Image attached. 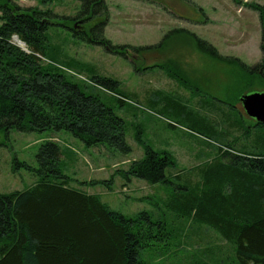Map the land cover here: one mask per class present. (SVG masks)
<instances>
[{"label":"trees","instance_id":"1","mask_svg":"<svg viewBox=\"0 0 264 264\" xmlns=\"http://www.w3.org/2000/svg\"><path fill=\"white\" fill-rule=\"evenodd\" d=\"M81 2L75 17H60L63 25L66 21L70 24L72 36L126 54L125 45L113 44L104 35L107 20L96 16L107 12L106 1ZM248 5L260 14L263 57L252 68L241 65L250 77L244 89L264 86V4ZM47 16H53L51 9L0 0V134L8 136L13 128L66 130L88 146L107 144L129 152L126 120L103 93H110L124 106L127 95L119 88L120 82L93 72L90 84L70 74L69 70L81 72L74 69L78 68L77 60L64 59L62 56L68 54L51 44ZM15 35L26 42L29 51L13 41ZM187 35L204 52L217 54L203 39ZM157 45L167 50L166 40ZM134 49L140 52L142 47ZM156 67L176 68L172 74L179 69L163 63ZM255 68L261 70L259 81L253 79ZM198 91L200 106H206L214 116L203 114L194 122L190 120L191 106L184 107L183 115L191 121L190 128L218 142V156L199 167L198 181L186 178L178 184L166 205L176 213V219L213 228L233 246V253L220 259V264H264V124L246 120L235 101L226 103L217 98L215 102ZM142 134L139 128L136 139L144 146V157L119 172L127 179L172 182L167 170L176 168L174 156L168 150H155ZM61 156L60 144L50 139L39 147L37 166L15 158L14 171L24 168L38 179L24 190L0 192V264H154V257L168 256L185 246L183 240L176 239L180 232L185 235L186 225H171L164 217L154 219L148 210L129 216L112 209L100 195L71 187L70 176L61 169ZM177 176L181 178L180 173ZM113 180L81 183H102L111 188ZM151 250L156 251L151 255ZM200 261L210 264L208 257Z\"/></svg>","mask_w":264,"mask_h":264},{"label":"rangeland","instance_id":"2","mask_svg":"<svg viewBox=\"0 0 264 264\" xmlns=\"http://www.w3.org/2000/svg\"><path fill=\"white\" fill-rule=\"evenodd\" d=\"M105 1L108 13L102 11L96 16L107 20L103 25L104 35L113 44L125 45L126 54L111 52L102 45L72 36L70 24L66 21L63 25L60 17H75L82 8L81 0H17L24 6L53 11V16H47L50 42L68 54L62 56L64 59L77 60L78 68L74 69L81 71L69 70L70 74L90 84H93V72L120 82L119 88L127 95L124 106H119L110 93L102 92L116 113L126 120V142L131 150L125 153L107 144L88 146L66 130L13 128L8 136L0 134V142L4 143L0 146V192L24 190L37 181L38 177L24 168L13 170L15 158L37 166L36 154L41 143L51 139L62 148L61 169L70 176L71 187L98 194L112 209L129 216L148 210L154 219L164 217L171 225L182 228L186 225L185 235L180 232L176 239L183 240L185 246L168 256L154 257V264H201V257H208L210 264H220V259L233 253V246L213 228L176 219V213L166 204L178 184L186 178L198 181L199 166L218 156V142L190 128L193 127L191 121L183 115L184 107L191 106L190 120L194 122L205 113L214 116L213 111L200 106L198 90L207 93L209 98L218 96L225 101H235L244 118L251 119L237 98L243 93L264 89L263 85V88L255 85L244 89L250 77L248 71L241 68V65L252 68L263 57L260 14L248 4H264V0ZM187 34L203 39L217 49V54L204 52ZM17 38L22 40L15 35V43ZM163 40L168 44L167 50L157 45ZM134 47L142 49L137 52ZM158 63L178 67V73L172 74L176 68L156 67ZM255 71L253 79L259 81L261 70L255 68L252 72ZM139 128L155 150H168L174 156L176 168L167 170L172 182L152 183L138 177L127 179L119 172L145 155L144 146L136 139ZM112 177L111 188L102 183H81ZM172 249L175 250L173 246ZM155 251L151 250V255Z\"/></svg>","mask_w":264,"mask_h":264},{"label":"water","instance_id":"3","mask_svg":"<svg viewBox=\"0 0 264 264\" xmlns=\"http://www.w3.org/2000/svg\"><path fill=\"white\" fill-rule=\"evenodd\" d=\"M17 45L28 51L27 47L21 45L24 41L16 39ZM244 109L250 117L255 118L258 122L264 123V90L244 93L240 97Z\"/></svg>","mask_w":264,"mask_h":264},{"label":"flooded vegetation","instance_id":"4","mask_svg":"<svg viewBox=\"0 0 264 264\" xmlns=\"http://www.w3.org/2000/svg\"><path fill=\"white\" fill-rule=\"evenodd\" d=\"M213 98H214V101H215V102H218L217 98L220 99V100H223L222 98H220V97H218V96H213ZM224 100H226V99H224ZM198 101H200V96H199V100H198ZM227 102L231 103V101H229V100L226 101V103H227ZM229 105L231 106V104H229ZM235 106H236V103H235ZM204 108L207 109L206 106H205ZM238 111H239V110H238ZM239 112H240V111H239ZM205 114H206V113H205ZM220 114H221V113H220ZM241 114H242V113H241ZM218 116H220V115H218Z\"/></svg>","mask_w":264,"mask_h":264},{"label":"bare ground","instance_id":"5","mask_svg":"<svg viewBox=\"0 0 264 264\" xmlns=\"http://www.w3.org/2000/svg\"><path fill=\"white\" fill-rule=\"evenodd\" d=\"M21 45H23L24 47H26V44L22 43Z\"/></svg>","mask_w":264,"mask_h":264},{"label":"clouds","instance_id":"6","mask_svg":"<svg viewBox=\"0 0 264 264\" xmlns=\"http://www.w3.org/2000/svg\"><path fill=\"white\" fill-rule=\"evenodd\" d=\"M200 166H202V165H200ZM200 166H199V167H200Z\"/></svg>","mask_w":264,"mask_h":264},{"label":"crops","instance_id":"7","mask_svg":"<svg viewBox=\"0 0 264 264\" xmlns=\"http://www.w3.org/2000/svg\"><path fill=\"white\" fill-rule=\"evenodd\" d=\"M216 156V155H215Z\"/></svg>","mask_w":264,"mask_h":264}]
</instances>
